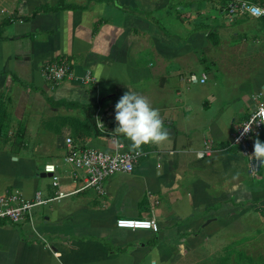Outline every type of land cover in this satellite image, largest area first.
<instances>
[{
  "label": "crops",
  "instance_id": "1",
  "mask_svg": "<svg viewBox=\"0 0 264 264\" xmlns=\"http://www.w3.org/2000/svg\"><path fill=\"white\" fill-rule=\"evenodd\" d=\"M229 1L0 0V196L51 197L46 163L57 166L61 190L78 188L63 159L67 136L80 147L130 150L112 116L128 90L145 96L170 131L100 191L37 205L32 223L0 219V264H209L210 225H232L252 208L261 218L264 172L252 184L231 142L264 100V17L231 15ZM202 50L217 52L218 78L195 71L208 59ZM61 60L72 78L46 79L43 66ZM86 71L94 82H82ZM190 73L207 78L189 83ZM95 104L106 131L82 110ZM257 138L264 142V128ZM205 144L211 153L200 158ZM152 216L157 231L115 225Z\"/></svg>",
  "mask_w": 264,
  "mask_h": 264
},
{
  "label": "built area",
  "instance_id": "2",
  "mask_svg": "<svg viewBox=\"0 0 264 264\" xmlns=\"http://www.w3.org/2000/svg\"><path fill=\"white\" fill-rule=\"evenodd\" d=\"M226 11L229 14H248L255 18L264 17V3H254L248 0H231L227 3ZM43 74L46 79L57 82L64 78H72L73 72L71 65L66 61H51L43 66ZM207 76L205 73L197 75L190 73L187 80L190 83H203ZM84 83L94 82V77L90 71H86L81 78ZM98 110V109H97ZM94 113V121L96 127L101 131H106L104 126L97 125V117L103 123V114L97 111ZM115 117V111L113 112ZM264 100L260 101L246 119H244L233 135L232 144L239 147L243 156L248 162V172L255 176L260 168L261 162L251 156L253 146L251 137L259 135L264 128ZM251 127V131L242 135L243 128ZM65 153L64 162L73 168V181L81 178V185L78 188L66 192L59 188V175L56 173L57 166L54 163H46L43 170L50 174L51 185L54 187V194L49 198H43L41 191H36L32 199H26L21 196L18 190L11 192L6 196H0V219H7L12 222L32 223V208L44 204L52 200L60 198L87 187H94L100 191L103 187V181L108 176L116 172H130L133 170L135 163L143 155L137 154L133 150L106 151L92 146H78L71 136H67L64 140ZM212 146L205 144V147L197 151V156L202 158L211 153ZM78 171H82L80 175ZM116 227L130 229H148L152 231L158 230V222L154 216L150 218H129L118 217L115 220ZM57 254V253H56Z\"/></svg>",
  "mask_w": 264,
  "mask_h": 264
},
{
  "label": "rangeland",
  "instance_id": "3",
  "mask_svg": "<svg viewBox=\"0 0 264 264\" xmlns=\"http://www.w3.org/2000/svg\"><path fill=\"white\" fill-rule=\"evenodd\" d=\"M176 17L178 18L177 15ZM214 50L218 52V55L220 54L218 48ZM217 52H204L202 50L197 55L201 58L208 56V59L202 63V68L195 71L200 73L201 69L206 70L211 74L209 80L218 78V71H223L218 70ZM260 167L257 174L255 176L251 175L249 178V181L254 185H258L261 177L259 175L264 172V164ZM261 214L262 220L258 217V212H255L252 208L245 210L238 219L235 217L236 219L232 222V225H228V223L219 224L218 226L210 225L208 232L211 234L210 243L213 244H211L212 254L208 256L209 264H264V212H261ZM213 251L215 252L213 253ZM203 254H205L204 251Z\"/></svg>",
  "mask_w": 264,
  "mask_h": 264
},
{
  "label": "clouds",
  "instance_id": "4",
  "mask_svg": "<svg viewBox=\"0 0 264 264\" xmlns=\"http://www.w3.org/2000/svg\"><path fill=\"white\" fill-rule=\"evenodd\" d=\"M115 122L117 126L113 132L127 138L131 142L130 150L137 154H141L144 145L159 144L170 138V131L164 127L159 110L145 96L134 91L128 90L116 102ZM97 125L104 126L99 117ZM243 129L242 135L252 130L251 127ZM251 156L264 162V142L259 138L254 142Z\"/></svg>",
  "mask_w": 264,
  "mask_h": 264
},
{
  "label": "trees",
  "instance_id": "5",
  "mask_svg": "<svg viewBox=\"0 0 264 264\" xmlns=\"http://www.w3.org/2000/svg\"><path fill=\"white\" fill-rule=\"evenodd\" d=\"M26 18V17H25ZM262 18V17H261ZM101 102V101H100ZM98 108V104L95 105H91V107H87V106H83L82 110L87 114L88 112L91 114V116L93 117L94 113L96 112ZM94 121V117L92 118V122ZM95 122V121H94ZM93 122V123H94Z\"/></svg>",
  "mask_w": 264,
  "mask_h": 264
}]
</instances>
